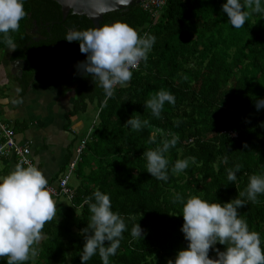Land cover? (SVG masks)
Listing matches in <instances>:
<instances>
[{
  "label": "trees",
  "instance_id": "16d2710c",
  "mask_svg": "<svg viewBox=\"0 0 264 264\" xmlns=\"http://www.w3.org/2000/svg\"><path fill=\"white\" fill-rule=\"evenodd\" d=\"M33 2L24 0L26 15L19 31L10 33L17 46L10 59L26 63L22 87L38 75V68L54 66L67 86H76L72 115L85 113L95 102L99 110L75 171L76 185L70 184L73 198L42 231L35 260L24 264H81V229L91 215L83 201L96 189L110 196L112 210L121 214L128 229L111 264H167L178 249L187 247L175 194L223 203L245 189L250 175L264 173V109L255 107L256 98H264V18L252 13L242 28H233L222 11L224 0H167L151 12L141 8V1L106 14L101 24L121 21L140 35L156 37L147 61L109 98L90 76L78 72L76 64L86 59L79 42L63 39L70 30L93 27L92 22L72 13L63 21L56 2ZM34 20L48 23L36 42L28 33ZM6 50L0 35V52ZM162 89L175 96V104L166 103L161 118H155L144 102ZM137 114L148 121L140 132L124 126ZM169 133L179 140L164 154L169 160V179L164 182L145 170L143 152L171 139ZM178 159H190V165L173 174ZM237 163L242 165L237 181L229 183L227 169ZM258 201L238 211L264 241V195ZM136 222L145 231L143 239L130 235ZM209 256L215 258V251ZM6 259L0 264H7ZM88 264H102L99 255Z\"/></svg>",
  "mask_w": 264,
  "mask_h": 264
},
{
  "label": "clouds",
  "instance_id": "9594fccd",
  "mask_svg": "<svg viewBox=\"0 0 264 264\" xmlns=\"http://www.w3.org/2000/svg\"><path fill=\"white\" fill-rule=\"evenodd\" d=\"M100 11L103 13L105 9ZM222 11L230 26L239 29L252 13L264 18V0H224ZM25 15L24 0H0V35L9 51L17 49L10 33L19 31ZM63 39L79 42L86 59L76 64L78 72L90 76L109 98L118 86H126L131 81L132 70L138 69L141 61H147L156 42L155 35H140L121 21L70 30ZM166 103L174 105L175 96L162 89L144 102V107L155 118H161ZM255 107L264 109V98H256ZM147 123L137 114L131 115L124 126L140 132ZM174 123L179 126L180 122ZM169 135L171 139L162 140L160 147L143 152L145 170L158 181H168L169 160L164 154L179 140L178 135ZM154 140L153 136L151 141ZM223 163H228L227 156ZM189 165L190 159H178L171 172L180 174ZM241 168L237 163L227 169L229 183L237 181ZM259 195H264V173L250 175L245 189L223 203L196 195L175 194L173 202L182 206L181 232L187 247L178 249L167 264H264V241L258 232L249 229L238 211L249 201L258 203ZM83 204L88 206L91 215L87 226L81 229L85 241L79 252L81 264H88L96 255L102 264H111L110 257L116 255L123 233L128 230L125 219L112 210L110 196L100 189L85 197ZM55 217L56 202L49 191L48 179L38 167L20 162L0 175V259L7 258V264L35 260L43 228ZM130 235L133 239H143L145 231L136 222ZM217 243L224 245V249L216 248ZM210 250L215 251V258L209 256Z\"/></svg>",
  "mask_w": 264,
  "mask_h": 264
},
{
  "label": "crops",
  "instance_id": "0c3cea01",
  "mask_svg": "<svg viewBox=\"0 0 264 264\" xmlns=\"http://www.w3.org/2000/svg\"><path fill=\"white\" fill-rule=\"evenodd\" d=\"M9 65L7 53H0V120L14 130L17 143L30 148L36 167L56 186L80 141L89 135L99 109L96 102L87 106L85 113H91L92 124L83 113L72 115L78 94L75 85L65 84V77L40 70L22 87V75L4 71ZM16 164L13 156L0 157V175ZM55 202L57 219L70 201L60 197Z\"/></svg>",
  "mask_w": 264,
  "mask_h": 264
},
{
  "label": "built area",
  "instance_id": "2783aa9c",
  "mask_svg": "<svg viewBox=\"0 0 264 264\" xmlns=\"http://www.w3.org/2000/svg\"><path fill=\"white\" fill-rule=\"evenodd\" d=\"M167 0H142L141 8L144 11H154L157 8L163 6ZM136 70V69H133ZM232 137H237V134L234 132H230ZM0 157H9L13 156L17 163L26 162V164L35 165L32 157L31 150L26 145H21L15 140V132L9 127L7 124L3 123L0 120ZM90 138V135H87L84 139H82L74 152V156L70 159L67 169L62 177L59 179L58 184L56 186L48 183L49 191L53 197V199H57L60 197H65L69 201L73 198V190L70 187V179L74 171H76L78 162L80 160V155L83 149L86 146L87 139ZM36 166V165H35Z\"/></svg>",
  "mask_w": 264,
  "mask_h": 264
},
{
  "label": "water",
  "instance_id": "95a60500",
  "mask_svg": "<svg viewBox=\"0 0 264 264\" xmlns=\"http://www.w3.org/2000/svg\"><path fill=\"white\" fill-rule=\"evenodd\" d=\"M61 7L62 19L72 13L87 17L93 26H99L106 14L125 10L134 3H140L142 0H52ZM101 9H105L101 13ZM18 64L24 61H18Z\"/></svg>",
  "mask_w": 264,
  "mask_h": 264
},
{
  "label": "flooded vegetation",
  "instance_id": "af4514ba",
  "mask_svg": "<svg viewBox=\"0 0 264 264\" xmlns=\"http://www.w3.org/2000/svg\"><path fill=\"white\" fill-rule=\"evenodd\" d=\"M33 1H36V0H31V3H34ZM63 20V19H62ZM66 20V19H65ZM64 21V20H63ZM102 23V22H101ZM33 28L29 30V36L32 38L33 41H39L42 39V34L40 33V31H42L44 28H48V23H43V22H40V23H37L35 20L33 21ZM42 29V30H41ZM7 53L8 55V58H9V61H10V65L5 67L4 71L6 72H13V73H17V74H20L22 75L23 72H24V69L26 67V63H22V64H18L17 62L18 61H21L20 59H10V55L13 51H9V50H6V51H2L0 53ZM40 70H43V71H46V67H41V68H38L37 71H40ZM57 70V68H56Z\"/></svg>",
  "mask_w": 264,
  "mask_h": 264
},
{
  "label": "rangeland",
  "instance_id": "374dc122",
  "mask_svg": "<svg viewBox=\"0 0 264 264\" xmlns=\"http://www.w3.org/2000/svg\"><path fill=\"white\" fill-rule=\"evenodd\" d=\"M44 67V66H43ZM47 75H56V74H60L59 72H57L56 71V67H54V66H49V67H46V72H45ZM83 114H85L84 115V118H86L88 121H89V123H91L92 124V120H93V118H92V115H91V113L90 112H88V113H83ZM95 123V122H94ZM94 125V124H93ZM91 140V138H89V139H87V141L89 142ZM79 162H80V160H79ZM76 180V173H75V171L73 172V174H72V176H71V179H70V184H72L73 183V181H75ZM62 198V197H61Z\"/></svg>",
  "mask_w": 264,
  "mask_h": 264
}]
</instances>
